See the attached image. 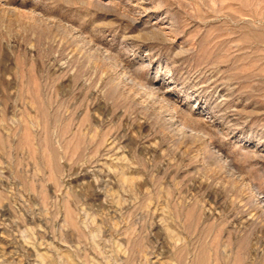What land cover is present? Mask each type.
I'll return each mask as SVG.
<instances>
[{"label":"rangeland","instance_id":"rangeland-1","mask_svg":"<svg viewBox=\"0 0 264 264\" xmlns=\"http://www.w3.org/2000/svg\"><path fill=\"white\" fill-rule=\"evenodd\" d=\"M0 264H264V0H0Z\"/></svg>","mask_w":264,"mask_h":264}]
</instances>
